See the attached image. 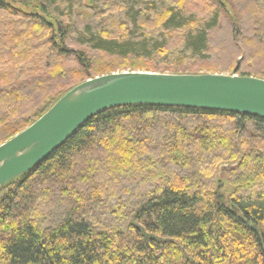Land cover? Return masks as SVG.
Listing matches in <instances>:
<instances>
[{"label":"trees","instance_id":"16d2710c","mask_svg":"<svg viewBox=\"0 0 264 264\" xmlns=\"http://www.w3.org/2000/svg\"><path fill=\"white\" fill-rule=\"evenodd\" d=\"M138 1L130 28L78 21L76 0H0V144L116 70L264 79V0ZM163 54L174 64L151 62ZM48 205L64 214L47 225ZM0 264H264V118L154 105L101 112L0 188Z\"/></svg>","mask_w":264,"mask_h":264},{"label":"water","instance_id":"95a60500","mask_svg":"<svg viewBox=\"0 0 264 264\" xmlns=\"http://www.w3.org/2000/svg\"><path fill=\"white\" fill-rule=\"evenodd\" d=\"M125 105L189 107L264 118V79L238 74L122 71L90 78L0 144V188L28 173L96 115Z\"/></svg>","mask_w":264,"mask_h":264},{"label":"rangeland","instance_id":"374dc122","mask_svg":"<svg viewBox=\"0 0 264 264\" xmlns=\"http://www.w3.org/2000/svg\"><path fill=\"white\" fill-rule=\"evenodd\" d=\"M10 1L12 2V0H10ZM26 1H31V0H26ZM16 5L21 7L20 3H16ZM76 5H77V7H76L77 16L75 18L80 22L88 23V21L91 20V17H95V19L97 18L98 20H100V19L105 20L107 18H112V19H114L115 23H117V24L126 23L124 25L129 24V27L131 28L133 26L131 24L130 18L127 15V12L131 7L139 8L140 3L138 0H79V1L76 0ZM152 25L156 26L157 23L153 22ZM111 29L118 30L117 32H121V33H125L127 31L124 26L122 28H113L112 27ZM170 57L167 59V57H165L164 54L163 55H156V57H154L151 62H153L156 65H173L174 63H171L169 60ZM185 58H187V56H183L181 53H180V55L176 54L175 56L171 57L173 62H175V63L178 62L179 64ZM189 61H190V59H189ZM124 63H127V64L136 63V60L134 61V60L128 59V60H124ZM193 63L201 65V66L205 65V63L202 62L201 60H194ZM122 71H132V70L131 69L116 70V72H122ZM138 71H146V69H138ZM156 72H160V71H156ZM162 73H170V72L165 71ZM185 73H191V72L186 71ZM198 73L201 74V73H212V72L208 71L207 69H202V70H199ZM216 73H218V72H216ZM219 73L234 74L233 71H228V70H224V71H221ZM227 167L229 168L230 165H227ZM222 170H223V166L220 167V171L217 175L219 177V180L224 177L222 174L223 173ZM225 182H226L225 188H221L220 192L221 193L225 192L229 196L232 190H230L228 187V183H227L228 180L227 179H225ZM42 198H43L42 199L43 201L48 202V204L50 203V199L47 196L46 197L44 196ZM50 204H52V203H50ZM48 206L49 207L47 208V210L44 209V210H46L45 211L46 214L43 215L44 218L46 219L45 224H47V225L49 224L48 220L51 217L50 213L53 212L54 220L59 219L64 214L63 208H60L58 205H56V206L48 205ZM50 206H52V207H50ZM64 208H65V206H64ZM40 214L41 213H38V215H40ZM49 215H50V217H49Z\"/></svg>","mask_w":264,"mask_h":264}]
</instances>
